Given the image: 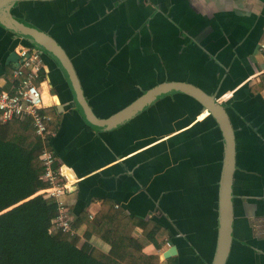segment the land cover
Returning <instances> with one entry per match:
<instances>
[{"label": "crops", "instance_id": "crops-1", "mask_svg": "<svg viewBox=\"0 0 264 264\" xmlns=\"http://www.w3.org/2000/svg\"><path fill=\"white\" fill-rule=\"evenodd\" d=\"M8 2L0 0V20ZM10 11L64 49L98 119L163 84L217 98L236 142L227 264H264V0H22ZM21 45L29 44L0 23V91L12 88L17 62L9 56ZM42 58L44 101L54 118L50 145L75 174L65 170L74 184L64 198L73 224L81 214L94 220L111 202L166 230L157 248L136 228L142 255H158L160 264H212L226 152L216 119L192 95L174 92L101 130L79 110L61 66ZM77 233L81 247L86 227ZM90 243L110 251L97 237ZM172 247L178 255L166 260Z\"/></svg>", "mask_w": 264, "mask_h": 264}, {"label": "trees", "instance_id": "trees-1", "mask_svg": "<svg viewBox=\"0 0 264 264\" xmlns=\"http://www.w3.org/2000/svg\"><path fill=\"white\" fill-rule=\"evenodd\" d=\"M42 149L31 119L0 120V264H160L158 255H142L144 245L133 233L142 228L146 239L159 248L166 230L129 217L111 202L104 203L94 220L81 214L73 224L77 231L86 227L87 242L81 247L78 233L54 225L58 204L37 195L48 187L41 180ZM93 237L110 245V251L92 246ZM172 262L179 264L177 259Z\"/></svg>", "mask_w": 264, "mask_h": 264}, {"label": "water", "instance_id": "water-1", "mask_svg": "<svg viewBox=\"0 0 264 264\" xmlns=\"http://www.w3.org/2000/svg\"><path fill=\"white\" fill-rule=\"evenodd\" d=\"M15 1L19 2L22 0H9L2 19L0 20L1 25L13 32L17 37L30 43L32 45L30 47L40 50L42 53L51 57L53 60H55V62H57V64L61 66L63 71L66 73L68 80L70 81L71 88L74 93V99L79 107V110L92 126L106 131L118 128L135 117L138 113L146 110L159 98L174 92H185L192 95L197 100H199L204 105V107H206L209 113L216 119L224 134L226 152L219 187L218 241L212 264H227L233 242V181L236 168V142L233 128L231 126L225 106L219 103L218 99L214 96L203 94L201 91L193 88L192 86L186 84H163L148 92L129 108L115 114L111 118L107 120L98 119L92 111V108L85 95L83 94L80 81L67 53L57 43V41L47 33L17 21L11 15L10 11L12 3ZM9 61L18 62V55L13 52L9 56ZM65 170H72L65 166L62 168L63 174L68 179ZM177 255V247H172V249L164 254V257L167 260Z\"/></svg>", "mask_w": 264, "mask_h": 264}, {"label": "built area", "instance_id": "built-area-1", "mask_svg": "<svg viewBox=\"0 0 264 264\" xmlns=\"http://www.w3.org/2000/svg\"><path fill=\"white\" fill-rule=\"evenodd\" d=\"M19 61L14 69V83L11 90L0 91V120L8 123L14 119H31L35 136L41 141L40 162L44 168L41 180L48 184L37 195H43L58 204L59 215L53 220L58 228L75 235L69 209L64 200L70 186L63 174V166H58L57 157L50 145L53 133L50 125L53 115L45 106L42 90L45 69L42 52L34 47L21 45L16 51Z\"/></svg>", "mask_w": 264, "mask_h": 264}, {"label": "rangeland", "instance_id": "rangeland-1", "mask_svg": "<svg viewBox=\"0 0 264 264\" xmlns=\"http://www.w3.org/2000/svg\"><path fill=\"white\" fill-rule=\"evenodd\" d=\"M68 183H69V179H68ZM73 186H74V184H72V185L70 186V189H69L68 193L70 192V190L72 189ZM68 193H67V195H68ZM67 195H66V196H67Z\"/></svg>", "mask_w": 264, "mask_h": 264}, {"label": "bare ground", "instance_id": "bare-ground-1", "mask_svg": "<svg viewBox=\"0 0 264 264\" xmlns=\"http://www.w3.org/2000/svg\"><path fill=\"white\" fill-rule=\"evenodd\" d=\"M46 104H47V103L45 102V106H46V107H49V106H47Z\"/></svg>", "mask_w": 264, "mask_h": 264}, {"label": "flooded vegetation", "instance_id": "flooded-vegetation-1", "mask_svg": "<svg viewBox=\"0 0 264 264\" xmlns=\"http://www.w3.org/2000/svg\"><path fill=\"white\" fill-rule=\"evenodd\" d=\"M43 59V58H42ZM43 63H44V61H43ZM44 66H45V64H44Z\"/></svg>", "mask_w": 264, "mask_h": 264}]
</instances>
